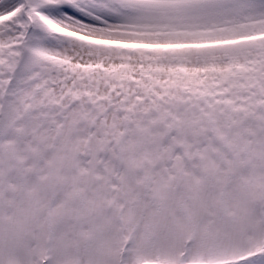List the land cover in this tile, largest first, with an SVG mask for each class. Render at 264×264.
Here are the masks:
<instances>
[{"label":"snow or ice","instance_id":"1","mask_svg":"<svg viewBox=\"0 0 264 264\" xmlns=\"http://www.w3.org/2000/svg\"><path fill=\"white\" fill-rule=\"evenodd\" d=\"M0 264H264V0H0Z\"/></svg>","mask_w":264,"mask_h":264}]
</instances>
